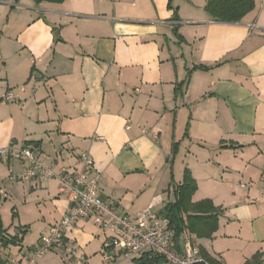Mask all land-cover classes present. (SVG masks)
I'll return each instance as SVG.
<instances>
[{
    "label": "crops",
    "instance_id": "obj_1",
    "mask_svg": "<svg viewBox=\"0 0 264 264\" xmlns=\"http://www.w3.org/2000/svg\"><path fill=\"white\" fill-rule=\"evenodd\" d=\"M208 1L0 0V95L13 96L0 148L29 146L57 171L89 153L100 198L124 215L162 211L189 170L192 202L221 214L212 238L186 235L222 264H264V0L237 23ZM40 187L42 236L71 205L58 181ZM106 235L92 221L71 232L86 253L111 248ZM38 241L0 254L22 260Z\"/></svg>",
    "mask_w": 264,
    "mask_h": 264
},
{
    "label": "built area",
    "instance_id": "obj_2",
    "mask_svg": "<svg viewBox=\"0 0 264 264\" xmlns=\"http://www.w3.org/2000/svg\"><path fill=\"white\" fill-rule=\"evenodd\" d=\"M0 100L9 102L13 96L11 93L3 97L0 95ZM99 140L104 138L99 137ZM2 157L17 158L29 164L19 175L23 181L43 184L57 180L71 205L62 220L41 236L37 247L23 254L22 260L27 263H35L47 252L62 249L74 264H88L83 248L74 241L71 232L79 221H92L111 234L109 242L113 251L128 259L153 253L163 257L164 264H208L201 256L200 248L186 234L176 245L175 232L169 219L154 211L152 205L134 215H124L104 202L99 196L102 174L89 153L84 152L79 156L77 166L60 171L55 170L54 166H47L29 146L0 148ZM22 260L4 259L0 254V264H20Z\"/></svg>",
    "mask_w": 264,
    "mask_h": 264
},
{
    "label": "trees",
    "instance_id": "obj_3",
    "mask_svg": "<svg viewBox=\"0 0 264 264\" xmlns=\"http://www.w3.org/2000/svg\"><path fill=\"white\" fill-rule=\"evenodd\" d=\"M36 3L44 1L61 3L64 0H34ZM255 7L254 0H209L206 11L210 16L221 22H240ZM177 18V17H176ZM175 151L173 156H175ZM173 183V180H172ZM197 190V184L189 170L185 171L181 185L176 186L174 201L167 204L160 212L169 219L175 232V242L179 243L183 234L195 235L198 239L212 238L219 227L221 209L215 207L210 200L192 202V196ZM26 233V231H24ZM23 236V235H22ZM21 236L9 235L0 218V246H19ZM201 256L208 264H222L212 258L204 249L200 248ZM257 257L253 260L256 261ZM135 264H164V259L153 253L143 254L133 259ZM246 264H251L247 262Z\"/></svg>",
    "mask_w": 264,
    "mask_h": 264
},
{
    "label": "rangeland",
    "instance_id": "obj_4",
    "mask_svg": "<svg viewBox=\"0 0 264 264\" xmlns=\"http://www.w3.org/2000/svg\"><path fill=\"white\" fill-rule=\"evenodd\" d=\"M17 148L20 147L17 146ZM28 166V163H24L17 158H0V218L8 233L13 236H21L26 246L35 244L45 231L42 218L46 215L45 206L49 203V199L41 197L40 193L43 188L40 186L46 183L36 184L39 186V192L35 194V192L29 190L30 184L35 183H28L19 179V175ZM50 181L56 184L57 180ZM155 211L161 212V210ZM98 228L101 229L100 227ZM102 231L107 234V237H111L108 231ZM18 248L20 247L18 246ZM55 250L61 251L62 249ZM50 252H47V254ZM84 253L88 256V264H135L133 260L126 258L123 254L114 252L112 248L106 249L100 243L93 244L87 253L86 251ZM65 254L59 253L57 260L53 264H72L71 259L67 258ZM109 254L110 256H108ZM42 258L38 259L36 264H42ZM20 264H26L25 260Z\"/></svg>",
    "mask_w": 264,
    "mask_h": 264
}]
</instances>
